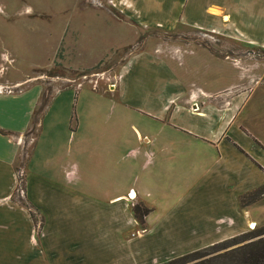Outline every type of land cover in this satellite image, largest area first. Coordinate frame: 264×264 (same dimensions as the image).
<instances>
[{
    "label": "rangeland",
    "instance_id": "374dc122",
    "mask_svg": "<svg viewBox=\"0 0 264 264\" xmlns=\"http://www.w3.org/2000/svg\"><path fill=\"white\" fill-rule=\"evenodd\" d=\"M128 6L126 2L112 0H0V95L10 97L0 102V125L19 128L26 119V111L35 104L31 119L28 117L30 123L20 135L21 141L14 139L13 191L9 198L0 201V264H59V259L69 262L74 256L92 264L102 253L106 257L98 261L100 264H163L236 237L243 239L264 227V185L237 196L238 214L234 222H219L214 235L155 239L159 246L148 243L140 233L150 212L142 204H132L148 210L142 225L134 216L140 231H132L122 239L97 236L106 223L87 220L82 213L65 220L52 219L47 216L51 211L49 203L40 202V211L27 196L26 166L30 157L29 172L32 182L36 181L44 190L42 199L50 197V183L65 181L69 171L74 170L76 181L82 178V166L76 171L71 167V140L67 144L66 138H61L55 142L54 151L46 143L44 146L43 140L39 147L35 144L45 108L67 89L95 92L108 104L119 99L122 83L130 86L133 80L141 81L140 88L146 92L156 84H165L163 78L170 74L173 101L190 107L191 91L200 88L207 92L212 84L209 100H214L221 110L226 107V99L243 94L247 101L235 109L239 119L248 120L252 131L264 125V108L259 105L264 88L262 51H248L242 45L227 42L223 38L226 36L187 26L178 25L170 30L144 27L137 14L125 11ZM152 14L144 17L162 19L161 13ZM76 94L66 122L53 126L49 119L45 131H64L65 125L66 134L74 131ZM103 117L113 122L119 117V108L108 105ZM125 127L124 123L120 133H128ZM252 140L264 150V139ZM7 153L8 146L0 139V155ZM101 172L97 167L90 170L91 184L102 182ZM77 188L73 190L74 196L84 199L82 190ZM76 210H82L79 200ZM41 214L48 219L46 230ZM12 215L21 216L25 224ZM249 222L256 227L250 228ZM164 240L166 245L161 244ZM135 246H139L138 253L129 250Z\"/></svg>",
    "mask_w": 264,
    "mask_h": 264
},
{
    "label": "crops",
    "instance_id": "0c3cea01",
    "mask_svg": "<svg viewBox=\"0 0 264 264\" xmlns=\"http://www.w3.org/2000/svg\"><path fill=\"white\" fill-rule=\"evenodd\" d=\"M112 1L129 4L125 11L137 14L144 27L170 30L178 25L187 26L226 36L223 38L229 43L264 53V0ZM152 13H161L162 19L144 17L145 14L153 16ZM170 78L167 74L163 78L165 84H156L146 92L140 88L141 81L133 80L130 86L122 83L118 89L119 99L108 104L95 92L87 93L82 89L59 92L41 116L35 144L39 147L43 140V145L46 143L54 151L55 142L61 138H66L67 144L71 140L68 147L73 154L71 167L76 171L81 165L82 178L76 181L74 170L69 171L65 181L50 183V197L42 199L44 190L36 181L32 182L33 175L29 172L30 157L26 186L31 202L38 209L40 202L49 203L52 213L47 216L56 220L82 213L87 220L106 223L97 236L122 239L132 231H140L132 204H142L150 212L144 218L145 227L140 233L153 246H159L155 239L212 236L219 222H234L238 214L236 197L264 185V150L252 140L264 139V125L252 131L248 120L239 119L240 114L235 109L247 101L243 94L226 99L227 110L226 107V111L221 110L214 100H209L212 84L207 92L200 88L191 91L190 107L173 101ZM262 91L259 105L264 108V88ZM75 94L74 131L66 134V125L64 131L52 134L49 131L54 130L45 131L49 119L53 126L59 121L66 122ZM9 98L0 95V102ZM234 100L236 104L232 105ZM34 105L26 111V119L19 128L0 125V139L8 146V153L0 155V201L9 198L13 191L14 139L22 137ZM108 105L119 108V117L113 122L103 117ZM132 110L136 112L135 117ZM124 123L126 134L120 133ZM94 167L102 171L103 177L102 182L91 184L90 170ZM76 186L82 190L84 199L74 196ZM129 195L133 202L127 198ZM78 200L82 210H76ZM12 216L25 224L21 216ZM41 216L46 230L48 219ZM237 218L242 220L240 216ZM165 240L162 245H166ZM135 247L129 250L138 253L139 246ZM102 257L105 259L106 253L98 255L92 264H100ZM59 260V264H91L90 260L85 262L78 256L70 257L69 262Z\"/></svg>",
    "mask_w": 264,
    "mask_h": 264
},
{
    "label": "trees",
    "instance_id": "16d2710c",
    "mask_svg": "<svg viewBox=\"0 0 264 264\" xmlns=\"http://www.w3.org/2000/svg\"><path fill=\"white\" fill-rule=\"evenodd\" d=\"M132 212L142 225L148 210L136 205ZM163 264H264V227L243 236V239L236 237Z\"/></svg>",
    "mask_w": 264,
    "mask_h": 264
},
{
    "label": "bare ground",
    "instance_id": "6f19581e",
    "mask_svg": "<svg viewBox=\"0 0 264 264\" xmlns=\"http://www.w3.org/2000/svg\"><path fill=\"white\" fill-rule=\"evenodd\" d=\"M249 227H250V228H255L256 225H255L254 223H253V224L251 223V224L249 225Z\"/></svg>",
    "mask_w": 264,
    "mask_h": 264
},
{
    "label": "built area",
    "instance_id": "2783aa9c",
    "mask_svg": "<svg viewBox=\"0 0 264 264\" xmlns=\"http://www.w3.org/2000/svg\"><path fill=\"white\" fill-rule=\"evenodd\" d=\"M17 140H18V142H19V141H21V138H20V137H18V138H17Z\"/></svg>",
    "mask_w": 264,
    "mask_h": 264
}]
</instances>
